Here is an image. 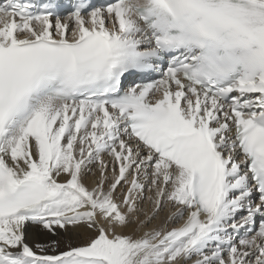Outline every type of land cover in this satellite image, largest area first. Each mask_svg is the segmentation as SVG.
<instances>
[{
    "label": "snow or ice",
    "instance_id": "snow-or-ice-1",
    "mask_svg": "<svg viewBox=\"0 0 264 264\" xmlns=\"http://www.w3.org/2000/svg\"><path fill=\"white\" fill-rule=\"evenodd\" d=\"M34 7L0 6V264H264V0ZM143 199L178 226L123 234Z\"/></svg>",
    "mask_w": 264,
    "mask_h": 264
},
{
    "label": "bare ground",
    "instance_id": "bare-ground-1",
    "mask_svg": "<svg viewBox=\"0 0 264 264\" xmlns=\"http://www.w3.org/2000/svg\"><path fill=\"white\" fill-rule=\"evenodd\" d=\"M72 28V25L70 26V30ZM104 161L106 164L111 165V158L105 154L104 156ZM92 171L90 173H87L84 176V183L88 187H93L97 183V181L100 179V166L98 164L96 165H90ZM111 169V166H110ZM109 169V170H110ZM112 173V171H110ZM109 181L113 180L115 178L111 177L110 173H107ZM143 178V177H142ZM144 179V178H143ZM67 180L66 176H62L59 179V182H65ZM146 180V179H145ZM144 181V180H143ZM141 181V182H143ZM146 182V181H145ZM144 182V183H145ZM106 187H107V182H106ZM128 185L126 184V188ZM147 187V184H146ZM123 187L118 188L117 192L115 193V199L117 202H119L122 199V194H123ZM125 188V189H126ZM123 191V192H122ZM144 196H151L153 195L152 192H145L143 194ZM144 200V199H143ZM143 200L138 201V207L140 211L136 214L134 219L136 220V224L132 225L129 228L123 229L122 232L125 235L131 234L134 237H140L143 235L145 231H152V230H160L163 229L165 231L170 230L172 227H176L174 222L169 221L168 217L171 216L175 211H176V206L167 203L163 207V209L159 212L158 215H155L153 219H151L148 223L144 225V227H139V224L141 221H145L148 217L153 216V211H154V204L151 200H147L144 202ZM144 202V203H143ZM165 209V210H164ZM123 211H126V208H122ZM94 232H89L86 228L84 227H78V228H69V231L67 234L58 237V239L61 240L60 248L64 249L66 248L68 243H71L74 246L82 245L87 243L89 237L94 236ZM52 239L51 235L48 233L37 230H33L31 235H30V243L36 244V243H48Z\"/></svg>",
    "mask_w": 264,
    "mask_h": 264
},
{
    "label": "rangeland",
    "instance_id": "rangeland-1",
    "mask_svg": "<svg viewBox=\"0 0 264 264\" xmlns=\"http://www.w3.org/2000/svg\"><path fill=\"white\" fill-rule=\"evenodd\" d=\"M106 155H107V154H106ZM110 166H111V165H109V169H110ZM110 171H111V169L108 171V173H110V174H111V177H113V178H114V175H112L113 173H111ZM142 177L144 178V176L142 175V176L140 177V180H141V181H143V180H144V181H143V183L146 181V182H145V184H147V180H145V178L143 179ZM123 185H124V187L126 188V183H125V184H123ZM125 188H123L122 190L124 191V190H125ZM123 191H122V192H123ZM145 192H147V191H145ZM145 196H146V195H145ZM143 201L145 202V201H146V199H144ZM144 202H143V203H144ZM164 210H165V209H164Z\"/></svg>",
    "mask_w": 264,
    "mask_h": 264
}]
</instances>
